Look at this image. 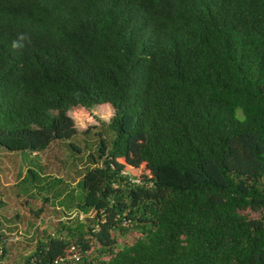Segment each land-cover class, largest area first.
Returning a JSON list of instances; mask_svg holds the SVG:
<instances>
[{"label": "trees", "instance_id": "trees-1", "mask_svg": "<svg viewBox=\"0 0 264 264\" xmlns=\"http://www.w3.org/2000/svg\"><path fill=\"white\" fill-rule=\"evenodd\" d=\"M96 105L73 203L94 214L29 223L18 262L264 264V0H0V146L78 150L68 112ZM39 167L16 184L46 203L64 180Z\"/></svg>", "mask_w": 264, "mask_h": 264}, {"label": "rangeland", "instance_id": "rangeland-1", "mask_svg": "<svg viewBox=\"0 0 264 264\" xmlns=\"http://www.w3.org/2000/svg\"><path fill=\"white\" fill-rule=\"evenodd\" d=\"M68 113L72 116L78 129L76 135L71 138V142L78 146V150H71L66 139L56 140L49 148L37 154L30 151H9L0 146V163L8 172L5 174L2 172V166L0 167V195L5 201L1 208L0 219L10 226H18L16 230L19 231L18 235H14L16 237L9 242V249L6 256L0 260V264H17L19 262L21 264L22 261L18 262L17 259L34 247V240L30 231H34L35 227L30 228V230L25 229L29 223L42 227H47V225L52 227L58 218L67 220L79 215V218L84 220L87 216L91 217L94 214L93 212L87 215L81 214L73 204L76 195L79 193L76 181L83 167L86 166L87 154L94 152L97 148L96 132L102 129L104 123L109 122L111 112L107 106L96 105L93 107L91 115L72 110ZM87 128L89 129L85 131ZM108 135L105 134L106 137ZM29 165L38 171L40 165L44 169L42 172L46 175L63 179L62 184H58L59 190L64 189L62 194L56 198H52V194H50L51 200L44 202L45 204L42 196L37 195V193L35 197H28L35 190L26 191L24 188L27 185H17L18 178H15V172H21L22 177ZM132 171L135 170L132 169ZM2 173L4 174L2 175ZM58 188L56 187L57 191ZM68 195L74 197L71 204ZM66 198H68L67 201ZM43 204L45 210L39 214V217H35L30 210Z\"/></svg>", "mask_w": 264, "mask_h": 264}, {"label": "clouds", "instance_id": "clouds-1", "mask_svg": "<svg viewBox=\"0 0 264 264\" xmlns=\"http://www.w3.org/2000/svg\"><path fill=\"white\" fill-rule=\"evenodd\" d=\"M18 46H19V45H18L16 42H13V45H12L13 48H16V47H18ZM133 180L135 181V180H137V179H133ZM136 182H138V180H137Z\"/></svg>", "mask_w": 264, "mask_h": 264}, {"label": "built area", "instance_id": "built-area-1", "mask_svg": "<svg viewBox=\"0 0 264 264\" xmlns=\"http://www.w3.org/2000/svg\"><path fill=\"white\" fill-rule=\"evenodd\" d=\"M135 181H137V180H135ZM74 257H75V258H78V256H77V255H74Z\"/></svg>", "mask_w": 264, "mask_h": 264}]
</instances>
